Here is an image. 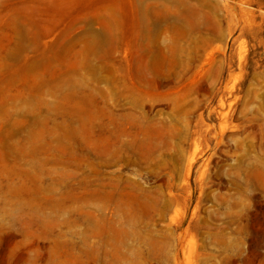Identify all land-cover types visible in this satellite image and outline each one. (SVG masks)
I'll return each mask as SVG.
<instances>
[{
	"label": "rangeland",
	"instance_id": "1",
	"mask_svg": "<svg viewBox=\"0 0 264 264\" xmlns=\"http://www.w3.org/2000/svg\"><path fill=\"white\" fill-rule=\"evenodd\" d=\"M0 264H264V0H0Z\"/></svg>",
	"mask_w": 264,
	"mask_h": 264
}]
</instances>
